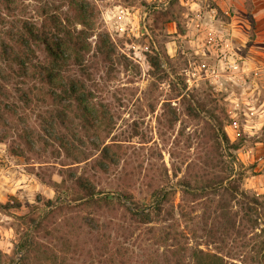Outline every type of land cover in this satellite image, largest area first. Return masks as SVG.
I'll use <instances>...</instances> for the list:
<instances>
[{
    "label": "rangeland",
    "instance_id": "obj_1",
    "mask_svg": "<svg viewBox=\"0 0 264 264\" xmlns=\"http://www.w3.org/2000/svg\"><path fill=\"white\" fill-rule=\"evenodd\" d=\"M15 4L21 18L41 21L46 10L75 30L84 4L93 27L62 73L83 85L76 99L52 94L31 67L17 77L16 64L0 61L16 102L0 111V253L9 263L31 238L22 216L69 202L62 194L72 197L83 175L109 204L56 212L53 234L39 237L52 256L45 264H264V0ZM213 115L230 142L213 133ZM24 129L41 140L14 154ZM105 147L112 160H102Z\"/></svg>",
    "mask_w": 264,
    "mask_h": 264
},
{
    "label": "trees",
    "instance_id": "obj_2",
    "mask_svg": "<svg viewBox=\"0 0 264 264\" xmlns=\"http://www.w3.org/2000/svg\"><path fill=\"white\" fill-rule=\"evenodd\" d=\"M15 1L16 0H0L1 27H5V20L8 26H6L7 28L5 27L4 31L3 29L0 30V61L16 64L19 70H22L20 73H16L15 71L17 77L30 76L29 68L31 67L34 72V77L38 79V82H40L43 87L46 86L48 90H51L52 94L58 92L57 95L62 93L68 95L70 98L76 99L78 95H81L83 85L75 79L68 82L62 73L65 68H68L72 60L71 54H73V51L77 49L80 50V47H82V49L88 48V44L86 45L84 42L85 37L84 39L82 38V33H85L91 26L93 27L91 24V18H93L92 11L89 13L84 4L79 5V12H76V16L80 18L84 25V29L75 30L71 29L69 24L63 23L66 19L64 20L58 15H47L48 13L46 10L43 11L45 18L41 21L21 18L15 13L17 11ZM3 36L7 38V41L3 39ZM82 39L83 45H81ZM69 48L74 49L71 52ZM38 51H41L42 56L38 54ZM77 59L78 56L74 55L73 61ZM4 77L0 69V80H4ZM7 92L8 90L5 84L0 83V111L9 113L12 112V105L16 107V102L14 103L12 101L9 95H7ZM18 99L23 105H28L32 101L29 94L24 93V91H22V93L19 91ZM61 117L62 116L58 117L56 124L64 122V119H60L59 122V118ZM212 117L217 124V127L213 126V133L215 136L220 140L224 139L230 142L220 119L214 115ZM51 118H53V116H51ZM17 138L20 141L19 146L16 147L11 145V150L14 154H21L23 152V147H20V145H27V147L30 148L29 150H32L35 145L34 143L41 140L39 134L29 133L25 129L17 134ZM58 146H60L58 147L60 149L65 148L64 150L68 157H73L70 148L71 145L68 146L61 140ZM103 150L102 160H112L107 147ZM66 189L67 193H69V189ZM70 189L71 193L74 194L72 197H68L67 193L62 194L64 195L63 201L70 198L69 202L61 203L49 209L54 203V200L50 199L47 201L46 207L35 205L31 208L29 213L22 216L28 223L29 228L32 229L31 233L29 231L26 233L28 236H31L30 241L28 242L26 238V240L21 243V247L24 249V255L18 262L9 263L11 260L3 253H0V264H45L52 256L49 254V247L44 246L43 242L39 240V237L53 234L49 225L52 223L51 220H53V216L56 212H61L65 208L72 210L87 205L100 207L109 204V196L99 195L102 191H98L96 186L90 180L83 177V175L76 177V179L72 181ZM159 196L161 200H165V198H167V193L163 195L161 192ZM117 198L119 201L122 199L121 196H117ZM161 200L151 209L152 211L161 210ZM1 206L5 205L1 204ZM151 210L139 214L142 216H149ZM132 213L135 214L134 211H132ZM38 252H41L43 255L39 256Z\"/></svg>",
    "mask_w": 264,
    "mask_h": 264
}]
</instances>
